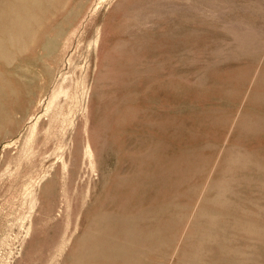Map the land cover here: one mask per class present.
Returning <instances> with one entry per match:
<instances>
[{"label":"rangeland","instance_id":"obj_1","mask_svg":"<svg viewBox=\"0 0 264 264\" xmlns=\"http://www.w3.org/2000/svg\"><path fill=\"white\" fill-rule=\"evenodd\" d=\"M0 264H264V0H0Z\"/></svg>","mask_w":264,"mask_h":264}]
</instances>
